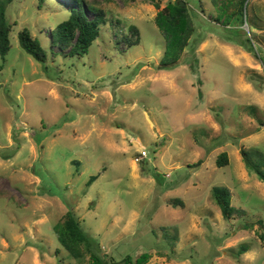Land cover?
I'll return each mask as SVG.
<instances>
[{
	"label": "rangeland",
	"instance_id": "374dc122",
	"mask_svg": "<svg viewBox=\"0 0 264 264\" xmlns=\"http://www.w3.org/2000/svg\"><path fill=\"white\" fill-rule=\"evenodd\" d=\"M96 1L106 23L82 56L50 43L71 0L7 6L0 264H87L53 230L67 210L116 261L264 264V182L241 154L264 155V0L246 1L242 25L229 16L238 0ZM176 4L192 32L162 68L166 41L155 16ZM130 25L140 43L128 47ZM23 27L40 41L44 63L20 47ZM221 152L224 166L216 162ZM214 186L230 191V218L221 215ZM240 245L247 250L238 255Z\"/></svg>",
	"mask_w": 264,
	"mask_h": 264
},
{
	"label": "trees",
	"instance_id": "16d2710c",
	"mask_svg": "<svg viewBox=\"0 0 264 264\" xmlns=\"http://www.w3.org/2000/svg\"><path fill=\"white\" fill-rule=\"evenodd\" d=\"M247 0H238L237 8L231 11L229 16L236 17L239 25L244 23L243 7ZM12 0H0V58L4 60L11 48L10 34L12 26L7 17V6ZM232 4V3H231ZM158 8V6L155 4ZM225 7V6H224ZM225 9H227L225 7ZM92 15V16H90ZM228 15V14H227ZM106 14L100 3L96 0H71L67 17L50 30L51 44L57 45L59 51L64 55L82 56L88 52L91 44L98 39L102 25L106 23ZM220 18H216L219 21ZM191 19L186 8L179 4L165 6L159 10L155 16V23L166 41V48L163 56L162 68L168 63L176 60L180 50L187 45L189 35L192 32ZM128 35H124L125 44L130 47L140 43L139 31L136 26L128 27ZM20 47L36 61L44 63L46 52L37 37L32 36L27 27L21 28L17 32ZM250 43V38H245ZM260 57V56H259ZM264 64V59L260 57ZM172 65V64H170ZM241 154L248 169L264 182V155L258 149H241ZM228 158L225 152H221L217 157V165H226ZM95 176H91L87 184L91 183ZM213 199L224 218L236 211L231 204V193L228 188L214 186L212 188ZM264 229V223L258 222ZM57 240L67 253L79 262L87 260V264H131L130 257L116 261L113 258H106L101 253L99 243L91 237L80 225L79 219L72 210H67L62 218L53 228ZM259 238L264 244V232L259 234ZM247 250L245 245H240L238 255ZM135 264H138L136 262Z\"/></svg>",
	"mask_w": 264,
	"mask_h": 264
},
{
	"label": "built area",
	"instance_id": "2783aa9c",
	"mask_svg": "<svg viewBox=\"0 0 264 264\" xmlns=\"http://www.w3.org/2000/svg\"><path fill=\"white\" fill-rule=\"evenodd\" d=\"M146 156V152L145 151H142L141 153H140V157H145Z\"/></svg>",
	"mask_w": 264,
	"mask_h": 264
}]
</instances>
